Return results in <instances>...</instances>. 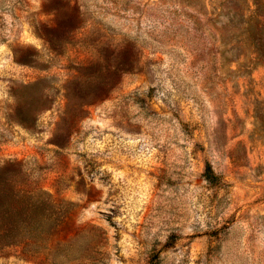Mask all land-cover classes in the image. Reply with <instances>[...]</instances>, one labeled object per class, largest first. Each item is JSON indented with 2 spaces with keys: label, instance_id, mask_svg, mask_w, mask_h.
<instances>
[{
  "label": "rangeland",
  "instance_id": "obj_1",
  "mask_svg": "<svg viewBox=\"0 0 264 264\" xmlns=\"http://www.w3.org/2000/svg\"><path fill=\"white\" fill-rule=\"evenodd\" d=\"M0 264H264V0H0Z\"/></svg>",
  "mask_w": 264,
  "mask_h": 264
}]
</instances>
